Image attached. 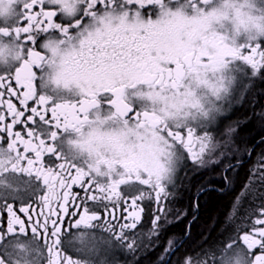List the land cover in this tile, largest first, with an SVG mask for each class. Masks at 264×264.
I'll use <instances>...</instances> for the list:
<instances>
[{
  "label": "clouds",
  "instance_id": "obj_1",
  "mask_svg": "<svg viewBox=\"0 0 264 264\" xmlns=\"http://www.w3.org/2000/svg\"><path fill=\"white\" fill-rule=\"evenodd\" d=\"M31 2L0 0V74L15 72L27 58L13 29ZM43 4L65 19L69 31L52 30L39 40L45 58L39 91L57 103L79 100L85 89L96 92L99 103L65 132L59 149L105 189L137 185L145 195V187L160 188L179 165L181 151H188L187 138L176 134L193 133L229 92L227 70L240 60L231 53L264 41V0ZM113 88L139 118L104 103V94L113 95L106 89ZM239 258L247 264L243 251Z\"/></svg>",
  "mask_w": 264,
  "mask_h": 264
},
{
  "label": "snow or ice",
  "instance_id": "obj_2",
  "mask_svg": "<svg viewBox=\"0 0 264 264\" xmlns=\"http://www.w3.org/2000/svg\"><path fill=\"white\" fill-rule=\"evenodd\" d=\"M95 2L96 0H90V5ZM100 2L103 3V0ZM38 4L41 7L33 14L34 6ZM45 7L43 0H32L25 5L21 19L27 26H17L13 31L27 58L15 72L0 74V106H4L0 107V197L5 198V203L0 204V208H6L7 212L6 230L0 227V264H40V260L45 258V249L46 264H93L90 258H73L71 253L74 240L84 234L82 230L105 225V230L112 232L113 225L108 217L117 221L120 219L114 209L123 201L124 211L127 213L123 219L130 222L120 224V231L116 233V240L122 243L126 238L124 230L136 228L140 220L143 209H135L145 195H137V185L126 189L109 185L105 189L98 187L91 178L85 183L88 173L61 153L58 147L61 135L87 120L89 110L99 101L96 99V92L91 89H85L79 100L63 103L54 102L51 97L39 91L38 73L43 70L45 58L41 54L37 37L50 30L65 34L69 31V26L54 22L56 13L45 10ZM261 47L262 45L249 46L252 55H242L239 51H234L231 55L257 69L264 65V51H257ZM257 55L259 61L255 59ZM106 91L113 94L106 99L107 104L115 106L122 115H128L132 119L139 118V113L122 103L118 89ZM5 107L7 115L12 118L6 124L3 123L6 120ZM144 115L147 116V113ZM16 125H23L24 135L21 131H13ZM182 132L176 134L178 140ZM193 137L194 133L187 132L185 147L190 154L198 156L204 152V146L201 145L199 152L194 151L196 141ZM19 174H24L28 179L21 180ZM74 185L81 188L82 195L73 193ZM152 190L159 200L162 189ZM6 197H11L14 202L19 201V204L14 208L13 203L6 202ZM105 201L111 202V207ZM129 208L133 210L129 211ZM100 209H103V222ZM17 212L22 213L26 220ZM261 214L264 215V210ZM253 227L254 234H245L241 239L249 250L257 246L264 249V219L257 218ZM73 230L81 231L77 233ZM21 237L24 238L22 242ZM132 247L131 243L128 244L129 249ZM229 248L231 251L224 256L221 264H241L239 251L242 250H238L239 245L234 241ZM108 251L106 249L105 254ZM243 253L247 264H264V254L256 255L255 260L251 261L248 253ZM99 264H106V261L101 260Z\"/></svg>",
  "mask_w": 264,
  "mask_h": 264
},
{
  "label": "flooded vegetation",
  "instance_id": "obj_3",
  "mask_svg": "<svg viewBox=\"0 0 264 264\" xmlns=\"http://www.w3.org/2000/svg\"><path fill=\"white\" fill-rule=\"evenodd\" d=\"M40 7L39 4L35 5L33 14ZM45 10H48L47 7ZM148 12L145 9V13ZM53 19L54 22L66 23L62 16ZM17 26L27 24L21 19ZM43 35L40 34L37 39L40 40ZM261 45L260 51H264V41H261ZM242 55H252L251 48L244 49ZM255 59L259 61V56ZM227 71L235 90L228 97L226 115L220 118L219 125L201 120L192 129L197 138L194 151H200L201 139L206 141L204 152L193 156L188 151H181L179 165L160 187L159 200L152 189H143L145 198L138 202L135 209H143L140 220L136 228L124 230L126 238L122 243L116 240V233L120 231V224L130 222L123 219L127 215L123 201L114 209L120 219L117 221L108 217L113 225L112 232L105 230L107 225L82 230L84 234L73 242L71 254L74 259L90 258L93 264H99L101 260L106 264H221L234 241L239 245L238 250L248 253L251 261L255 260L256 255L264 254V249L259 246L249 250L241 239L245 234H254L253 226L257 218L264 219L261 214L264 210V65L253 69L250 64L237 60ZM239 88L245 93L240 106L235 104L233 97ZM110 97L111 94H104L105 104ZM5 116L3 123L11 122L6 107ZM247 126L251 131L244 135ZM13 131H21L24 135L23 125L14 126ZM218 131H225L226 136L228 133V138L222 139L216 135ZM64 135L65 132L61 137ZM241 135L243 140L239 138ZM182 136L187 138L186 130ZM61 137L59 148L63 147ZM19 176L21 180L28 179L24 174ZM88 179L85 177V183ZM72 191L83 194L77 185L73 186ZM213 193L224 198L226 205L213 213L208 222H203L201 210L209 194ZM6 202L13 203L14 208L19 204L11 197H6ZM4 203L5 198L0 197V204ZM105 203L111 207V202ZM17 214L26 220L22 213ZM100 214L103 222V209H100ZM6 225V208H0V227L6 230ZM73 231L78 233L81 230ZM20 239L21 242L24 240L23 237ZM130 243L133 245L131 249L128 248ZM106 249L109 250L107 254ZM44 257L40 264H46V249Z\"/></svg>",
  "mask_w": 264,
  "mask_h": 264
},
{
  "label": "rangeland",
  "instance_id": "obj_4",
  "mask_svg": "<svg viewBox=\"0 0 264 264\" xmlns=\"http://www.w3.org/2000/svg\"><path fill=\"white\" fill-rule=\"evenodd\" d=\"M234 90L235 88L232 87V84H230L229 92L221 100L216 102L217 107L211 110V113L206 118H203L202 121L219 125L221 121L220 118L224 117L227 112L228 100H229L228 97L231 96V92ZM244 96H245L244 90H242V88L237 89V91L233 95V97H235L234 99L235 104H239L240 106L242 104V101L244 100ZM222 122L224 123L225 121ZM216 135H219V137H221L222 139H226V137L228 138V133L226 136L225 131H218Z\"/></svg>",
  "mask_w": 264,
  "mask_h": 264
},
{
  "label": "trees",
  "instance_id": "obj_5",
  "mask_svg": "<svg viewBox=\"0 0 264 264\" xmlns=\"http://www.w3.org/2000/svg\"><path fill=\"white\" fill-rule=\"evenodd\" d=\"M244 135L251 131V128L249 126L244 128ZM241 132V131H240ZM242 136V135H241ZM239 137L241 140H243V136ZM226 205V200L222 197L216 196L214 193L209 194L208 201L206 205L201 210V220L203 222H208L212 216L213 213L219 211L221 208H224Z\"/></svg>",
  "mask_w": 264,
  "mask_h": 264
}]
</instances>
